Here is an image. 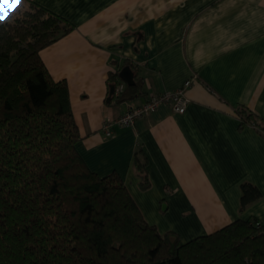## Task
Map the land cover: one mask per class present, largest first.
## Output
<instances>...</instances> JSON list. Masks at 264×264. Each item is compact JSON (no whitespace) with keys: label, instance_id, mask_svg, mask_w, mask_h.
Instances as JSON below:
<instances>
[{"label":"crops","instance_id":"1","mask_svg":"<svg viewBox=\"0 0 264 264\" xmlns=\"http://www.w3.org/2000/svg\"><path fill=\"white\" fill-rule=\"evenodd\" d=\"M30 3L72 25L40 55L69 87L77 150L92 172L120 176L146 222L182 243L237 220L264 222V133L238 113L264 122V0H2L3 20ZM125 68L132 85L120 77ZM111 71L124 89L140 84L139 94L111 98ZM190 79L183 114L161 105L106 137L105 122ZM244 184L261 197L242 210Z\"/></svg>","mask_w":264,"mask_h":264},{"label":"trees","instance_id":"2","mask_svg":"<svg viewBox=\"0 0 264 264\" xmlns=\"http://www.w3.org/2000/svg\"><path fill=\"white\" fill-rule=\"evenodd\" d=\"M0 22V264H264V222L237 220L182 243L144 219L124 180L92 172L77 150L81 140L66 81H55L41 51L72 25L30 3ZM109 92L121 82L111 71ZM140 84L112 96L139 94ZM241 125L264 122L239 108ZM136 167L143 190L145 164ZM261 192L242 185L241 209Z\"/></svg>","mask_w":264,"mask_h":264},{"label":"built area","instance_id":"3","mask_svg":"<svg viewBox=\"0 0 264 264\" xmlns=\"http://www.w3.org/2000/svg\"><path fill=\"white\" fill-rule=\"evenodd\" d=\"M192 85V80L185 82L183 87L174 92H164L159 95H152L146 103L139 107L128 109L121 117L116 120L107 121L103 125V132L106 137L113 136L115 128L134 126L138 119L145 118L156 111L161 105H169L174 112L183 114L189 104L186 96L187 90ZM124 91V85L120 84L115 90V96H119ZM264 133V131H260Z\"/></svg>","mask_w":264,"mask_h":264},{"label":"water","instance_id":"4","mask_svg":"<svg viewBox=\"0 0 264 264\" xmlns=\"http://www.w3.org/2000/svg\"><path fill=\"white\" fill-rule=\"evenodd\" d=\"M120 77L127 82L128 84L132 85L133 84V79H134V74L131 71V69L129 68H125L122 70V72L120 73ZM115 86H112L110 89V97L112 98V96L115 94Z\"/></svg>","mask_w":264,"mask_h":264},{"label":"rangeland","instance_id":"5","mask_svg":"<svg viewBox=\"0 0 264 264\" xmlns=\"http://www.w3.org/2000/svg\"><path fill=\"white\" fill-rule=\"evenodd\" d=\"M26 6V7H25ZM24 7L25 8H23V10H21V11H19L18 13H17V15H15L13 18H10V19H7V20H2V22H11V21H13L14 19H15V17H17L18 15L19 16H21L23 13H25L27 10H29V11H33L34 10V7H30V4H28V5H25Z\"/></svg>","mask_w":264,"mask_h":264},{"label":"snow or ice","instance_id":"6","mask_svg":"<svg viewBox=\"0 0 264 264\" xmlns=\"http://www.w3.org/2000/svg\"><path fill=\"white\" fill-rule=\"evenodd\" d=\"M0 5H2V0H0ZM8 15H11V10L8 11ZM4 18V12L0 11V22H2Z\"/></svg>","mask_w":264,"mask_h":264}]
</instances>
